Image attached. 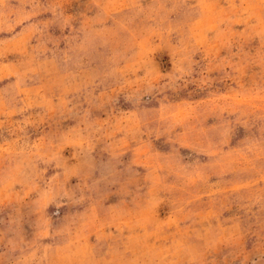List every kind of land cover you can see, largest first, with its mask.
I'll return each instance as SVG.
<instances>
[{"label":"rangeland","instance_id":"374dc122","mask_svg":"<svg viewBox=\"0 0 264 264\" xmlns=\"http://www.w3.org/2000/svg\"><path fill=\"white\" fill-rule=\"evenodd\" d=\"M0 264H264V0H0Z\"/></svg>","mask_w":264,"mask_h":264}]
</instances>
